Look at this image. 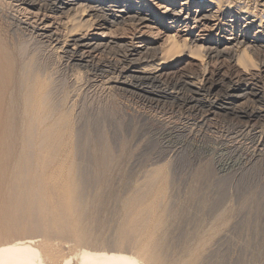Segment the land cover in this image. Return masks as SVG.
<instances>
[{"label":"bare ground","instance_id":"1","mask_svg":"<svg viewBox=\"0 0 264 264\" xmlns=\"http://www.w3.org/2000/svg\"><path fill=\"white\" fill-rule=\"evenodd\" d=\"M17 1L21 2V6L25 4L29 8L35 9L34 11H37L35 14L32 13V16L37 19L31 21V25H29L28 20L24 22L25 25L27 24V26L32 27L30 29L35 34L34 36L37 35V39H44L46 43L50 42L56 46L61 45V48L64 49L67 47L69 52L72 51V61H75L80 66L91 65L89 63V57L91 54L92 56L95 54L93 52L103 51L108 47L116 45H125L127 47V53L124 55L121 53L123 55V61L127 60V63L128 61L133 63L135 61L142 62L141 60L145 62V60L160 56L161 62L158 64L156 61L157 65L154 66L153 64L154 67H151V65L150 67L147 65L129 66L130 63L128 67L123 65L125 68H121V70L118 68L121 77L117 82L124 85L123 87L131 84L132 79L130 80L128 76L135 79V82L137 81L138 83L145 80L160 81L161 76L163 77L164 75L163 73L169 72L170 70L167 71V69L172 67L175 62H179L182 58L192 56L194 58L197 51L194 54L193 47H197L198 49L202 48L204 54H201L204 55V58L206 57L209 61L214 60L213 62L215 60L217 62L219 58L225 55H230V57L228 56L226 58H231V61L238 57V60L234 59L237 61L234 63L237 64L242 59L246 71L254 70V67L250 65V59L248 58L250 55L247 52L250 51L253 54L258 52L260 54L259 51H261V54L264 55V44L260 41L262 39H260L259 35L248 38V36L242 35V33L231 35V37L225 39L214 40L212 37L210 38L211 33L216 30L213 25H209L214 15L213 12L209 11V8L205 7L216 5V0H172L168 2L170 6L164 7L165 10L161 14L156 13L150 4L140 5V1L111 0V5H109L110 9L107 8V10L110 11V18H113V20L109 19L107 17L109 14L105 11L102 12L103 7L101 9V5L97 4H101V0H46L49 2H43L44 4L40 3L39 0ZM105 1L103 0V2ZM230 1L231 4L232 2L233 4L234 2H238V0L237 2L236 0ZM176 3L181 6L179 9L171 6L176 5ZM255 3L254 6L256 7ZM192 6L195 8L191 9L190 7ZM221 6L220 4L218 9ZM245 9L247 10L246 6ZM72 10L75 11L73 15L69 14L71 17L69 16L68 21L70 23L67 31L65 30L66 33L59 35L57 33L58 31H53L57 29V27L52 29L54 26V13L61 12L66 14L69 11L72 13ZM80 10L81 15H77ZM222 10H224V7ZM24 12L26 13V11ZM51 13L53 15H50ZM259 16L256 17L259 19ZM11 17L13 18L12 15ZM18 21L15 22L20 27ZM108 22L116 23L118 26L122 23L127 28L132 29V31L120 37L116 35L117 33L114 35L105 31H91V26L97 29H106L107 27L104 24ZM190 22H192L191 25H194L195 30L194 32L190 30L189 33H186L188 36L184 37V39H181L176 32L175 34L173 32V34L171 32V34L167 33L168 30H176L178 32L179 29L190 26ZM24 24L21 25L24 26ZM151 24H155V27H158L157 33L154 35L151 34V29L155 27H152L153 25ZM162 28L165 30L163 32L166 33L163 36L160 35ZM198 28H201L199 31L202 33H195L198 31ZM127 31L129 32L128 29ZM7 32L6 23L0 22V234L3 231L19 232L16 237H5L7 235H4V238H1L3 241H0V264H73L72 260L74 258L76 259L75 264H143L135 256L125 251L129 247L134 248L137 254L150 264H180V257L174 255L172 251V245L174 244H172L173 237L171 233L161 231L163 224L171 225L175 222L177 223L178 220L176 219H179L180 216L179 209L174 208L175 205H173V199L171 200L169 188L165 192V188L170 183V179L163 176L161 169H158L149 172L142 184L131 186L133 187V189L131 188L132 191L120 199L118 221L115 228H111L110 231L108 228L111 220L109 218L110 213L106 215L108 214L107 199L110 196L108 194L110 190L108 188L110 186L108 183V174L111 173L113 168L115 169L117 164L122 163L120 162L122 158H119L121 156H115L111 152L108 144L94 143V146L91 145L93 146V152L90 153L92 155V171L88 172L91 168L87 171V167H85L86 171L83 169V159L79 158L83 156H79V153L82 152L83 147L88 142L85 144V140L83 141L82 139L83 137L78 136V132H76V129L77 131L79 129L76 127L78 125L77 123V125L75 124L76 128H72L62 98L56 93L54 84L48 80L49 77L43 75L44 69L42 70L41 65L40 67L37 65L35 58L29 59L27 56L25 60H22L24 59L23 57L20 59L19 57L21 56H18L20 52L17 53L11 44V42H15V37H10ZM261 32L263 31L259 33ZM148 35L152 39L146 38ZM162 37L163 41L157 44V40ZM11 38H14V42L11 41ZM133 40H138L139 44L133 43ZM41 41L43 42V40ZM58 48L60 47L58 46ZM199 52L198 54H200ZM198 54L196 56H199ZM23 55L24 57L26 56L24 53ZM201 57L199 56L198 58L201 59ZM251 57L253 56L251 55ZM221 59L223 60V58ZM155 60H159L158 57ZM204 60L203 62L205 63L207 60ZM207 62L206 65H208ZM261 67H264V63L261 64ZM198 68L200 72L203 71H201V67ZM206 68L207 66L203 68L204 72ZM255 72L257 71L255 70ZM250 73L252 74V72ZM250 73L248 72V74ZM45 74L47 75V73ZM118 75L116 74L117 77ZM252 76L254 75L252 74ZM241 78H239L240 81ZM219 80L221 81L222 79ZM114 85L116 84L114 83ZM189 85L198 94L201 91H215L218 89V85L209 83L207 76H204L199 82L192 81L191 79ZM244 86L243 88H245ZM238 91L239 89L232 87V90L227 94L229 98L226 95L229 99L228 101L213 99L210 102V99H201V102L210 103V107L207 109L208 115L217 109L229 110L231 114H236L241 118L249 120L264 114L262 109L260 110L262 105L259 109L248 106L243 100L247 96L245 93ZM170 94L174 97L178 93L172 94L171 91ZM198 99L200 100V98ZM198 99L190 96L187 97L185 102L186 104H196ZM247 99H250V97H247ZM191 106L194 107V105ZM91 143H88L89 147ZM89 157L87 159H90ZM118 167L120 166L118 165ZM158 179L160 180L159 184L162 186V192L164 193V198L162 199H159L154 192ZM89 186L92 187V192H89ZM192 195H194V190L192 192L190 191L188 197ZM149 199H153L149 205H146L142 210L138 209L140 203ZM106 229H108V234L105 233ZM40 233L70 234L71 237L81 243L92 246L83 245L73 254L59 256L49 250L40 249L39 240L33 236L34 234ZM202 243L206 245L205 238L202 239ZM117 247L124 249H118ZM210 254H205L202 250H197L196 247L188 246L181 258L184 264H207L208 261H211V257L217 256L214 254L209 257Z\"/></svg>","mask_w":264,"mask_h":264},{"label":"rangeland","instance_id":"2","mask_svg":"<svg viewBox=\"0 0 264 264\" xmlns=\"http://www.w3.org/2000/svg\"><path fill=\"white\" fill-rule=\"evenodd\" d=\"M12 1L0 0V22L6 23L8 35L15 37V39L11 38V41L14 42L15 40V42H10L17 53H22L21 55L20 53L18 54V56H21L19 58L22 59L23 57L24 59L22 60H25L27 56L29 59L35 58L37 65L39 67L41 65L42 70L44 69L43 75L49 77L48 80L54 84L56 93L62 98L72 128L75 129L77 127L81 129H78V131L76 129L78 136L83 137L82 139L83 141L85 140V144L86 142H92L90 147L87 143L88 146L86 144L83 147L84 150L82 149V152L79 153V156H83L82 158L79 157L83 159V161L81 160L83 162V169L85 171L87 169L88 171L91 168L88 172L92 171V155L90 153L93 152L94 143L108 144L111 152L115 156H121L119 158H122L120 160L122 163L117 164L115 169H112L113 172L111 171L108 174V183L110 185L108 188L110 190L108 189L109 191H107L110 196L107 199L108 211H106L108 214L106 215L110 213L109 230L115 228L117 224L121 197H125L132 191L133 187L131 186L142 184L149 172L161 169L163 176L170 179L165 192L169 188L171 200H176V202L172 200L173 205H175L174 208H178V212L180 211L179 219H176L178 222L171 225L163 224L161 231L171 233L173 237L172 244H174L172 245V251L174 255L180 257V264H184L181 257L188 246L196 247L197 250H202L205 254L211 253L209 257L214 254L217 255L211 257V261H208L207 264H264V114L255 118L256 120L244 119L236 114H231L229 110L222 109H217L208 115L207 109H209L210 103L201 102V99H210V102L213 99L228 101L229 96L227 94L234 87V89H239L238 92L245 93L248 98L250 97V99H247V97L243 99L248 106L259 109L262 105L260 110L262 109L264 112V67H261V64L264 63V55L261 54V51H259L260 55L258 52L253 54L248 50L250 65L254 67V70L246 71L242 59L235 64L238 57L234 58L236 60L232 59V62L231 58H226L230 57V55H225L221 57L223 60L219 58L220 61L217 60L216 62L215 60L213 62L214 60L209 61L206 57L204 58L202 48H199V50L197 47H193L194 54L197 51V55L200 51L198 55L200 57L203 55L201 59L194 54V58L193 56L182 58L183 60L175 62L172 67L168 68L167 71L170 70L169 72L171 73L165 71L166 73H163V77L161 76V80L158 82L145 80L138 83L137 81L135 82V79L128 76L130 80L132 79L131 86L125 85L126 87H123L124 85L117 82L121 77L119 73L121 68L128 67L130 63L129 66L147 65L150 67L151 65V67H154L157 63L161 62L160 56H157L159 60H155L157 59L155 57L151 58L152 60H145V62L144 60H141L142 62L135 61L137 64L129 61L127 63V60L123 61L122 57L127 53V47L125 45H116L117 47L111 46L106 48L107 50L93 52L95 56L91 54L89 57L90 67L80 66L75 61H72V51L69 52L67 47L64 49L61 48V45L56 46L50 42L46 43L44 39H37V35L34 36L35 34L31 32L30 28L32 27L24 24L28 20L29 25H31V21L37 19L32 16L37 11H34L35 9H31L25 4L21 6V2L17 0H14L13 3ZM39 1L42 4L49 2L46 0ZM101 1V4H97L101 5V9L103 7L102 12L105 11L109 14L107 17L113 20V18H110V11L107 10V8L110 9L111 0ZM128 1H140V5L150 4L156 13L161 14L165 10L164 7L170 6L168 2L172 0H150L151 3L149 0ZM256 1L257 3H255ZM256 1L238 0L237 2L236 0L237 3L234 2L233 4L232 2L231 4L230 0H216L217 4L211 6L212 8L205 7L209 8V11L213 12L214 15L209 25H213L216 30L211 33L212 36L210 35V38L212 37L214 40L225 39L231 37V35L243 33L242 35H246L248 38L259 35L260 39H262L260 41L264 44V0H261L263 2L260 0ZM177 3L171 6L179 9L181 6ZM152 4H155V6ZM161 4L162 6H160ZM218 4L219 6L220 4L222 5L220 7L222 12L219 11ZM244 5L247 7V10ZM223 7L224 10H222ZM190 8L194 9L195 7L192 6ZM261 9L263 10L261 11ZM74 11L72 10V13H70L71 11L69 13L66 12L67 16L61 12L54 13L55 15L51 13L50 15L55 16L53 17L54 22L51 21L54 23L52 29L57 27L53 31H58L59 35H64L70 23L68 21L69 16L73 15ZM4 13L5 15H3ZM8 15H12L13 18H10ZM77 15H81V10ZM242 15L245 16V19ZM15 16L17 19H15ZM256 16H259V19ZM249 17L253 19L255 17L256 20L254 19V21ZM17 20H19L20 27L15 22ZM21 24H24V26ZM191 24L192 22H190V26L183 27L178 32L176 30H168L167 33L171 34L173 32L175 34L176 32L181 39H184V37L188 36L186 33H189L190 30L192 32L195 30L194 25ZM104 25L107 27L106 29H97L91 26V31H105L114 35L117 33L116 35L119 37L132 31V29L127 28L122 23L119 24L120 27L118 24L112 22ZM151 25H153L152 27L156 26L155 24ZM157 28H152L151 34L157 33ZM200 29L198 28V31L195 33H202L199 31ZM163 31H165L163 28L161 33L159 30L161 36L166 34ZM260 31L263 32L259 33ZM146 38L152 39L149 35ZM162 41L163 37L157 40V44H160ZM133 43L139 44L138 40H133ZM55 46L58 51L55 49ZM101 52L103 53L101 54ZM23 53L26 55L25 57ZM91 59H94L93 63ZM196 61L199 62L197 63ZM200 62L202 63L200 64ZM206 62L208 65H206ZM205 65L207 68L204 72L203 68L206 67ZM198 67H201L200 69L203 71L200 72ZM248 72H252L254 76L251 73L248 74ZM239 73L241 76H238ZM116 74L120 75H118L119 78ZM200 76L202 79L204 76H207L209 83L218 85L217 92L216 90L201 91L198 94L191 88V85H189L191 79L192 81L199 82L202 80ZM237 78H241V81ZM219 79L222 80L220 81ZM228 85L230 86L228 87ZM171 91L172 94L178 93V96L174 95L172 97ZM162 93L163 95H161ZM190 96L195 97V99L200 98V100L198 99L196 104H186L185 101ZM191 105H194V107ZM217 106L219 107V105ZM75 124L77 125L76 127ZM79 139L82 141L81 138ZM87 157L90 159H87ZM85 167L87 168L85 169ZM159 181L158 179L154 192L159 199H162L164 198V193ZM192 190H194V195L188 197ZM92 191V187L89 186V192ZM152 200L149 199L140 203L138 209L142 210ZM18 232L3 231L0 234V241H3L1 238H4V235H7L5 237H16ZM105 233H109L108 229L105 230ZM33 236L39 240L41 250H49L59 256L73 254L83 245L92 246L81 243L71 237L70 234L40 233ZM203 238L207 242L206 245L202 243ZM117 248L124 249L122 247ZM125 251L135 256L143 264H150L139 256L134 248L129 247ZM72 262L75 264L76 259L74 258Z\"/></svg>","mask_w":264,"mask_h":264}]
</instances>
